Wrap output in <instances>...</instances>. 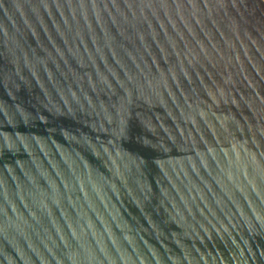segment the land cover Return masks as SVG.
Masks as SVG:
<instances>
[{
  "label": "water",
  "instance_id": "obj_1",
  "mask_svg": "<svg viewBox=\"0 0 264 264\" xmlns=\"http://www.w3.org/2000/svg\"><path fill=\"white\" fill-rule=\"evenodd\" d=\"M0 264H264V0H0Z\"/></svg>",
  "mask_w": 264,
  "mask_h": 264
}]
</instances>
